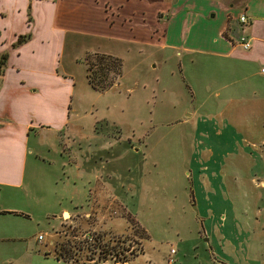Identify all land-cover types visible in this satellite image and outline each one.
I'll list each match as a JSON object with an SVG mask.
<instances>
[{"label": "rangeland", "instance_id": "obj_1", "mask_svg": "<svg viewBox=\"0 0 264 264\" xmlns=\"http://www.w3.org/2000/svg\"><path fill=\"white\" fill-rule=\"evenodd\" d=\"M21 1L0 0V9L23 10ZM72 1L73 7L63 4L60 9L58 25L68 29L73 22L94 35L102 33L97 5ZM42 3L32 11L28 0L27 18L23 12L0 14V52L16 34L14 42L29 33L31 15L42 21L49 16ZM88 9L93 29L75 18L87 17L83 10ZM134 16L145 18L136 29V44L109 46L94 36L78 42L74 35L67 37L59 68L75 82L68 125L62 133L47 126L30 133L29 193L24 197V189L18 191L16 203L4 206L32 213L24 241L7 244L26 243L33 252L11 255V261L8 257L0 264H264V198H257L264 194L258 184L263 174L253 176V185L250 179L262 145L241 142L249 152L229 166V204H221L213 220H200L193 197L201 191L190 170L202 139L196 136L195 118L182 121L185 115L213 109L209 92L193 95L196 70L207 64L195 60L194 65L186 55L180 58L156 46L162 14ZM105 51L116 53L122 74L117 78L111 72L113 89L100 93L87 82L85 58ZM204 99L207 106H201ZM226 212L228 218L220 219ZM224 232H230L226 239L231 244L223 243Z\"/></svg>", "mask_w": 264, "mask_h": 264}, {"label": "crops", "instance_id": "obj_2", "mask_svg": "<svg viewBox=\"0 0 264 264\" xmlns=\"http://www.w3.org/2000/svg\"><path fill=\"white\" fill-rule=\"evenodd\" d=\"M87 1L97 5L99 19L104 24L102 33H98L100 36L81 29V26L75 27L73 22L68 29L58 25V18L62 16L60 9L63 4L73 7L72 0H31L32 11L38 3H47L49 16L42 21L31 15V24L27 28L31 38L13 49L16 34L0 52V55H8L0 79V262L8 257L11 261V255L23 257L33 252L26 243L19 247L7 244L24 241L32 213L4 206L16 203L18 191L24 189V197L29 193L25 183L30 133L39 126L40 129L54 127L57 133H62L68 125L75 82L69 73L59 68L67 37L74 35L71 38H77L75 41L78 42L79 38L94 36L109 46L134 41L136 44V29L141 27V22L145 23V18L138 20L134 15L146 11L163 15L162 36L156 41L159 49H169L180 58L186 55L194 65L195 60L207 64L203 65L204 69L196 70L197 79L193 83L197 89L189 84L195 97H199L198 91L203 96L209 92L213 109L207 114L185 115L182 121L187 123V119L195 118L196 136L202 139V144L193 153L190 170L201 191L199 196L193 197L200 220H213V214L221 212L220 205L229 204L227 179L232 172L229 166L235 167L233 164L239 162L233 158H243L249 152L240 147L241 142L252 141V145L258 142L263 147V152L259 151L256 156L257 163L250 167V179L253 185V176L257 179L263 174L258 184L264 189V0ZM21 2L23 10L14 12L4 5L0 14L5 10L10 16L23 12L27 18L28 0ZM91 10H83L87 17L79 14L75 18L78 23L85 21L93 29L88 22L92 18ZM242 15L247 24L238 21ZM55 25L61 29L57 30ZM112 30L117 33L106 32ZM240 37L249 40L248 50L241 47ZM105 52L116 56V53ZM205 100L201 106H207ZM204 154L206 159H203ZM229 159L232 162L228 163ZM257 198L261 200L264 194ZM234 212L231 207L230 220H235ZM228 213H220V219L226 220ZM224 235H221L223 243L231 244L226 239L230 232H224Z\"/></svg>", "mask_w": 264, "mask_h": 264}, {"label": "trees", "instance_id": "obj_3", "mask_svg": "<svg viewBox=\"0 0 264 264\" xmlns=\"http://www.w3.org/2000/svg\"><path fill=\"white\" fill-rule=\"evenodd\" d=\"M29 20H30V16ZM31 38L30 33L20 35L16 42L12 44V48H18L22 44L26 43ZM8 55H0V79L3 75L4 67L7 62ZM86 66V79L89 86L96 92L104 93L113 89V77L110 79L109 74L114 73L115 77L120 78L121 61L113 56L104 54H92L88 58H85ZM68 261V260H67Z\"/></svg>", "mask_w": 264, "mask_h": 264}, {"label": "built area", "instance_id": "obj_4", "mask_svg": "<svg viewBox=\"0 0 264 264\" xmlns=\"http://www.w3.org/2000/svg\"><path fill=\"white\" fill-rule=\"evenodd\" d=\"M238 21L241 24H247V20H246L245 16H243V15L239 17ZM239 40H240V45L244 50H248L250 48V42L245 37H240ZM262 72L264 73V70H262Z\"/></svg>", "mask_w": 264, "mask_h": 264}, {"label": "bare ground", "instance_id": "obj_5", "mask_svg": "<svg viewBox=\"0 0 264 264\" xmlns=\"http://www.w3.org/2000/svg\"><path fill=\"white\" fill-rule=\"evenodd\" d=\"M67 214H64V216H66Z\"/></svg>", "mask_w": 264, "mask_h": 264}]
</instances>
